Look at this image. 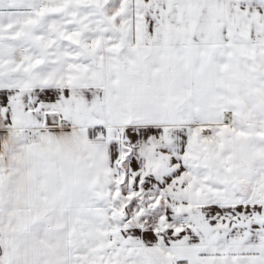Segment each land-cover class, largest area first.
Wrapping results in <instances>:
<instances>
[{
	"label": "snow or ice",
	"instance_id": "snow-or-ice-1",
	"mask_svg": "<svg viewBox=\"0 0 264 264\" xmlns=\"http://www.w3.org/2000/svg\"><path fill=\"white\" fill-rule=\"evenodd\" d=\"M0 264H264V0H0Z\"/></svg>",
	"mask_w": 264,
	"mask_h": 264
}]
</instances>
